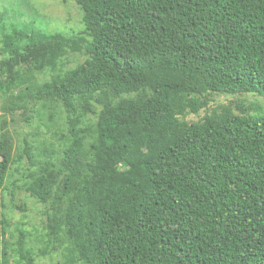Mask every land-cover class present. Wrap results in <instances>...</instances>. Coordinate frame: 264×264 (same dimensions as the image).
I'll return each instance as SVG.
<instances>
[{
    "label": "trees",
    "instance_id": "trees-1",
    "mask_svg": "<svg viewBox=\"0 0 264 264\" xmlns=\"http://www.w3.org/2000/svg\"><path fill=\"white\" fill-rule=\"evenodd\" d=\"M72 1L78 35L9 30L0 18V96L52 70L31 96L95 115L67 134L54 128L56 143L49 134L15 148L6 114L25 108L22 94L3 107L0 188L26 160L23 189L46 223L35 252L24 228L14 246L5 240L0 215V263L9 250L36 264L61 247L68 264H264V114L237 102V113L179 118L210 94L264 96V0Z\"/></svg>",
    "mask_w": 264,
    "mask_h": 264
},
{
    "label": "rangeland",
    "instance_id": "rangeland-1",
    "mask_svg": "<svg viewBox=\"0 0 264 264\" xmlns=\"http://www.w3.org/2000/svg\"><path fill=\"white\" fill-rule=\"evenodd\" d=\"M82 15L81 8L72 0H0V18L4 17L3 23L9 30L13 25L16 28H22L23 25L21 24H29L31 29L61 33L66 36L78 35L84 29ZM86 38L89 40V36ZM84 53L83 50L79 53L66 54L58 64L56 71L75 66L84 59ZM26 75L29 76L25 84L10 90L9 94L0 96V114L4 113L3 107L8 108L11 97L17 93H21L23 96L22 103L25 108L15 110L13 114L5 113L7 119L10 120L9 128L15 148L21 146L23 138L36 141L49 134L47 140L56 143L59 138H51L54 128L67 134L68 128L71 127V120L73 122L75 120L74 123L77 127H82L85 122L90 121V117L95 118V115L87 111L80 115L81 109L68 113L61 102L51 100L49 97L36 99L31 96V94H36L40 84L51 77L52 70L35 71L33 75L30 73ZM237 102L252 104L260 108L261 111H252V113L264 114V96L262 95L255 93H216L209 95L208 106L205 109H201L197 114L186 112L179 118L188 122L199 121L205 113L223 105H229L237 113L239 112L235 107ZM92 109L97 111L99 108L94 104ZM26 116H32L29 123L25 122ZM25 161L12 164L5 184L0 188V215L7 223L5 240L14 246L17 230L24 228L27 231V244L36 252L44 244L46 206L37 202L23 189L24 181L22 178L26 167ZM9 253L7 264H17L14 253L11 250ZM78 262L81 264L80 261ZM35 263L68 264L61 247L53 248L46 255H36Z\"/></svg>",
    "mask_w": 264,
    "mask_h": 264
}]
</instances>
